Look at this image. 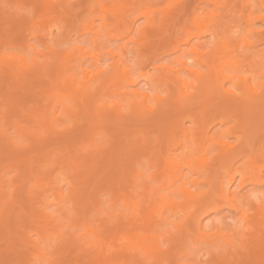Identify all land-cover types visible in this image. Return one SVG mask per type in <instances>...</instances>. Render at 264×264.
<instances>
[{"label":"rangeland","instance_id":"obj_1","mask_svg":"<svg viewBox=\"0 0 264 264\" xmlns=\"http://www.w3.org/2000/svg\"><path fill=\"white\" fill-rule=\"evenodd\" d=\"M13 1L14 0H0V19L2 22L0 26L2 27V30L0 29V54L5 57L24 55L27 61L31 63L32 58L41 60L43 54H45L48 59H51V53L48 51V47L56 51L65 50L70 54L75 47L82 46L88 53L77 52L76 54H71L70 59L67 61V65L71 67L68 69L69 71L66 72L67 75H74L75 78L77 77V80H79V78L84 80L82 79L84 78V75H82L85 73L84 71H86L89 76L102 69L104 71V77H107L114 74L115 71L117 72L119 67L124 68L126 66L129 75H131L133 80H136V88H144L150 95L152 94L149 89L150 85L146 83L143 76L144 73L147 72L151 77L153 86L157 88V94L161 97H165L170 92L177 93L178 85L175 84L172 77V81L169 80L170 76L174 73L172 70H169V68H179L180 61L185 60L186 66L190 67L196 73H200L206 71L207 65H209L206 60L210 57L214 62L216 60V62L219 63L237 56L242 60V66L238 68L237 75L243 78L254 75L255 79L253 80L255 82V88H257V82L260 83L264 81V76L258 75L254 70V66L247 67L245 65L248 61L249 65H253L252 59L259 55H262L264 58V20L254 19L251 24L247 22L249 16L251 17L249 14L251 8L255 13H259V15L264 14L263 5L256 0H139L140 8L137 6V8H133L138 0ZM60 3L63 5V8ZM125 4H127L129 8L132 6L131 8L133 9L130 10L128 8V10H123ZM176 5H184L185 7L177 10L175 7ZM142 11H147L148 16L146 17L143 15ZM122 16H124V21L123 23H119L118 30L113 26V23L116 24V22H119V18ZM20 17H28L27 21L29 23L27 22L28 24L25 26H20L18 23V19L21 20ZM87 23L90 24V28H85L86 26L84 24ZM28 26L31 27L29 28ZM95 31H98L97 35L94 34ZM257 31L262 35L260 33L259 35L256 34ZM260 37H262L263 40H260ZM246 41L253 42L254 44L247 45ZM34 49L38 50L39 53H35ZM191 49L197 50L202 58L198 53H195V55L194 53L191 54ZM218 49L220 51H218ZM2 55L1 57H3ZM213 55H215L216 59L215 57L212 58ZM245 57L247 59H244ZM200 58L205 60L204 64L200 62ZM117 65H119V67ZM155 67H157L158 70H156ZM49 70L51 69L49 68ZM263 70L264 68L259 72ZM81 71L83 72L82 74H80ZM5 73L3 74L0 72V122L3 123L2 127L7 129L8 132L13 129L11 128L10 122L14 117L20 121L22 125L27 128L35 129L38 135L44 137L40 143H42L44 139L46 141L52 135V140H55L51 141L50 138V141L52 144L57 143V145H50V141H48V143L43 142L42 144L45 143V147H47L48 144V147L52 150H55L53 146H56V148H59L55 150L56 152H63L64 147H59L63 140L66 142L68 139H71V136L78 134L79 131L84 129L87 130V128L83 129L79 126L81 114L74 116L75 120L61 118L57 122L59 124L55 126L53 130L55 134H51V131L47 134V132H43L45 130L42 128L36 129L37 126L26 114V109L20 110V108H18L19 110L16 109L17 111L14 110L7 113L8 111L4 110V108H7L11 103L10 101L6 103V101H13L15 96L22 97L25 101L22 105L24 108L28 106L32 108L35 99L27 93L28 96L23 94L25 91H23L22 88L17 89V83L19 81L13 76H8V74ZM223 73L226 75L232 74V65H226L222 71V74ZM50 76L51 74H49V78L51 79ZM181 76L186 82L182 89L183 92L190 96L193 95L197 83L195 75L183 69V71H181ZM51 80L43 78L39 83L41 86H44L41 83L48 84L46 86L48 87L51 86ZM59 81L58 82L61 84L57 86L58 93H63L65 95L69 94L71 89L65 86L66 83L64 85L65 87L63 86L66 79L65 81L61 79ZM236 81V79H230L222 82V84H224L222 86L224 90L222 89V91H224L225 95L230 96V92L234 94L238 93L240 85H238ZM62 86L64 88H62ZM122 86L123 85L119 86L121 91L125 89V86ZM38 88H40V86ZM38 88L33 87L31 93L34 91L37 93L36 90H39ZM65 88H67L66 90L69 89L68 93L64 90ZM49 91H52V88ZM180 95L181 97L184 96L183 94ZM220 96L222 95L220 94L219 97ZM114 97L116 96H112V94L111 96L109 94L108 96L105 95L102 97V101L99 100L98 105H102L104 100L108 101V104H111V100H113ZM226 97L224 99H229ZM63 98L64 99L60 98L59 100H63V103L70 106L72 105L68 98ZM215 98L217 101L222 99L218 98V96H215ZM57 100V96L51 94L49 98H43L39 100L38 103L42 106L43 103L48 101L50 105L56 104V110H58L60 108V101L57 102ZM213 100L214 99L211 101L212 103H214ZM217 101L215 100L216 104ZM222 103H224V101ZM50 105H48V107ZM149 105L151 107H156V100H152ZM199 105L196 107L198 111L200 109ZM92 106V104H87L86 108L89 109V107L92 108ZM99 106L97 110L100 112L102 110L101 106ZM216 106L217 105H215V107ZM194 107L195 106H190L185 108V106H183L182 110H180L181 112H179V117L176 115L178 117V123L174 129L175 136L170 141L166 140L164 133H159V130L152 126L147 132L137 131L134 137L133 135H128L125 138V143H123V145L130 143L135 138L139 143L146 140L145 145L148 149V154H151L152 160L148 162L146 160V155H141L138 159L130 158L133 153L121 159L123 166L134 165L133 167L135 170L131 172V175L126 174L124 179L118 183L112 184L111 186H100L97 191L98 200H96V203H98V201L99 203L97 207L93 206L97 209L95 210L93 207H90L91 211L88 209L87 213V220L90 228L94 230L93 233L86 231L82 223H77L76 227L70 225L66 214L67 211L60 210L61 206L64 208L69 207L71 203L67 195L68 188H70L71 185L69 186L64 179L67 177L66 173H61L57 183L60 193L52 194L47 192L44 194V192L40 193V191L33 187L31 193H23L24 186L22 185V181L24 183V180H30L29 175L31 174H26L25 178L21 174L22 161L19 159H23L22 157L24 156L21 154L22 156L17 158L19 155L15 156V152L19 153L20 149L21 153L22 150L23 152L27 151V153L25 152L27 159L30 157L28 155H31L29 153L33 151L34 147L31 148L32 145L35 146L39 141H33V138H30L31 136H28V140V138L21 137L20 135L17 136L20 139L14 136V140H12V136L10 141L0 140V142H3L1 145L5 146V149L8 145L10 146L12 142L15 144L17 143L20 148L17 150L18 148L12 149L10 146L11 148L9 149L8 147L7 150L12 152V154L9 152L12 157L6 155L8 157L5 159L2 157L6 154L7 150L6 152L3 151L4 153H1L2 150L0 151V173L1 171L5 173V175L3 174L0 178V183L2 185L0 202L9 197L10 192L14 189L16 200L15 208L19 206L20 208L24 207L23 211L25 213L30 207L39 204L42 208H39V205L38 208L42 210H37V215L43 211V213L41 212V214L37 216L38 220H36L33 225L29 223V219H26L27 221L25 224H18L19 226L17 225L14 228L15 230L13 229V234H11L8 239L5 231L0 227L1 263L115 264V262L118 261L117 257L121 255L122 257L121 259L119 258L120 260L127 259V257L130 256L129 252H132V250L129 251L125 247L126 240L121 237V231L118 230V232L114 234L111 233L110 224L115 219L114 214L125 216V227L130 234L135 231H142V228L145 227L146 224L145 220L149 216V219L153 221L154 229L156 230L154 231L159 236V246L163 249V254H166V258H164L161 264H175L176 260V264H252L253 262L251 261H255V259L252 260L253 254H247V252L254 247L261 249V256L259 255L261 258L262 253H264V183H262L264 182V156L261 153L264 149V142L260 141L262 139L260 137L264 135H260V140L255 141V143L251 139L253 142L251 145L253 146L250 144L249 146H251V154L254 156L252 164L250 162V150L248 151V149H245L241 151L239 149L242 146L240 135H242L243 131H241L242 126L239 122L240 116L237 113L224 114L222 112L217 114L212 111L209 113L210 111H208L209 114H207V117L203 120ZM178 108H181V106L177 107V109ZM78 110L79 107L73 108L75 112ZM124 111L126 112L127 110H122V112ZM154 112L156 113L157 110ZM146 113L148 116L150 112L146 111ZM126 114L127 113H121L120 115L126 117ZM151 114L152 113H150V115ZM127 115L130 117L129 114ZM251 115H254V113L252 112ZM9 116L13 117L11 118ZM125 117H123V119L121 116L123 121L126 119ZM144 117H146V114ZM129 119L130 118H128V120ZM128 120L126 121L129 122L130 120ZM247 120L249 119L247 118L246 122ZM252 120H254V118ZM249 121L251 123L247 124V122L246 125H249L251 130L249 129L250 127L246 126V128L248 131L250 130L249 134H252L257 125H253L254 121H251V118ZM147 122L149 121L147 120ZM144 123L145 122L141 121L140 124H135L131 128L133 129L134 127V130L142 128L141 126H144ZM121 124L122 123H120V125ZM112 125H110L109 128L117 124L114 123ZM124 125H127V123ZM124 125L122 124L121 127ZM252 125L253 127L256 125V127L253 129ZM78 128H80V130ZM230 128L231 131L229 130ZM82 133H79V135H83L82 139L93 137L94 135L93 138L96 141H93V144H96L90 147L86 145L87 143L89 145L90 139L84 140L87 149L84 150V148L82 149L76 146V152L79 153V156H84L86 153L89 154V151L92 152H90V154H93L95 150H92L94 148L97 150L101 145L100 148L103 149L110 144L108 141L110 136L105 133L103 129L92 128L88 132ZM145 134L147 138L144 137ZM254 134L255 133H253V135ZM244 135L247 136L248 139V133H246V131L243 137ZM63 136L67 137L63 139ZM80 136H78V138H80ZM58 137H62L63 140ZM244 139L245 137L242 138V140ZM256 139H258V137H256ZM178 140H180L183 145H179ZM246 141L249 142L248 140ZM59 142L61 144H59ZM116 142L117 141H114V145L117 147ZM97 144L99 145L98 147ZM115 146L112 147L116 148ZM88 147L90 149H88ZM227 147L234 148L232 149L234 150L232 151V157L229 156L230 160H227V165L222 164L221 169L218 168L219 170L215 172L214 178L211 180L212 174H210V171L215 167L214 163L217 161L215 158L219 157L216 156L221 152V149H224L225 152V148ZM35 149L37 150L38 147H35ZM51 149L49 150L51 151ZM43 150L44 151H42V148H39V151L34 152H49L47 148L46 151L45 149ZM239 150L241 153H238ZM60 152L59 156H61ZM13 155L15 158H13ZM161 155H164L168 161L174 160L177 164L176 168L169 171L170 169L165 167ZM59 156L56 158V164L54 166L45 165L44 168H39L40 166H38V164L41 162L38 163L37 159V162L34 161L30 166L33 165L34 168H31L36 174L43 175V177L47 175L49 176L48 178H52L54 173H60L62 171L60 167L62 162ZM136 159L137 162H134ZM26 162L23 160L24 164H22L25 165ZM26 165L28 166L29 164L27 163ZM252 167L256 168L255 172H258L260 175L258 179H261V184L252 183ZM27 170L25 169L24 172ZM69 177V180L72 181L75 178L73 174L69 175ZM231 177H233L232 180L230 179ZM1 179L3 180L2 182ZM210 180L211 184L209 183ZM239 180H243L240 186H238ZM181 187L186 189V195L180 192L179 188ZM226 187H228L229 192L231 191L230 193H237L239 202L244 203L243 207L246 208L248 205L253 207L247 214L250 220L251 217L257 220V225L253 227V225L251 226L252 222H250V220L241 219L237 209L235 208L234 210V208H231L225 202L221 193ZM93 195L95 197L96 193ZM42 196L44 198L46 197V199H42ZM196 197H198V200L195 199ZM167 198L180 204L182 210L176 215L174 213L172 214L171 207H164ZM209 198L212 199V203L210 206L204 207L196 213L197 215L199 214L198 218L190 216L189 212L193 211L199 200L202 202ZM150 200H155V202L158 200L156 203L152 202L153 206L151 205V207L154 208L153 211L147 210V204ZM245 203L248 205L246 206ZM213 206L217 207V209ZM156 210L163 211V216L165 217L163 223L155 212ZM30 212L28 213L29 215ZM44 212L53 216V219H48L47 216L43 215ZM11 215L13 217V214ZM49 220L53 221L50 222ZM57 221L60 222L57 227L60 237L54 234L51 229ZM197 223H199L200 228L196 226ZM173 227H175V231H172ZM202 231H206V233L211 236L208 238L202 237ZM233 231H237L238 233L235 235V241L240 242H237V244L239 243L238 245L236 244L237 246L233 244L236 247L232 245V247L229 246L230 244L228 245V243H225L222 235L217 234V232H228L232 234ZM199 232L201 234H198ZM94 234L103 238L105 244L102 243V245L100 244L99 246V242H94ZM22 235H25L27 238L25 242H21L22 240L20 241L19 237ZM26 238L23 237L22 239ZM67 239H71L73 244L70 249L65 245V240ZM225 239H232V236H227ZM213 241H215V244H213ZM97 251L100 253V255L97 256H101L102 258L100 259L102 260L101 262L100 260L97 262L100 257L94 256V252ZM259 256L256 257L259 259ZM96 258L98 259L96 260ZM262 259L264 260V254L263 257L259 259L260 264L264 263ZM113 260H115V262ZM145 261L148 262V260L144 259V262Z\"/></svg>","mask_w":264,"mask_h":264},{"label":"bare ground","instance_id":"obj_2","mask_svg":"<svg viewBox=\"0 0 264 264\" xmlns=\"http://www.w3.org/2000/svg\"><path fill=\"white\" fill-rule=\"evenodd\" d=\"M15 1L16 0H14L13 2H15ZM256 1L261 3L264 7V0H256ZM139 4H140V1L138 0L134 4L133 8H137V7L140 8ZM61 7L63 8L62 4H61ZM131 7L129 8V6H127V4H125L123 6V10H128V8L130 10H132L133 8H131ZM142 14L145 15L146 17L148 16L147 11H142ZM249 14L251 15L252 18L249 16V18L247 19L248 20L247 22H249L250 24L252 23V21L254 19H258V20L263 19L264 20V14L259 15V13H255V11L252 8H251ZM21 16H23V15H21ZM123 17L124 16L119 18V22H116V24L113 23V26L115 28L118 29L119 23H123V21H124ZM27 19H28V17L27 18L23 17V18H21V20L18 19L19 25L25 26L26 24H28L29 22L27 21ZM0 22H1V19H0ZM45 23H46V21H45ZM1 25H2V22H1L0 26ZM84 25L86 26V27L84 26L85 28H90L89 23L84 24ZM129 28H130V26H129ZM0 29L2 30V27H0ZM3 29H4V27H3ZM257 32H256V34L259 35L260 32H258V33ZM97 33H98V31L94 32L95 35H97ZM261 39H262V37H260V40ZM246 44L247 45H253L254 43L246 41ZM22 46H24V45H22ZM220 48H222V47H220ZM34 50H35V53H39L38 50H36V49H34ZM48 51H50V53H51L50 54L51 59H48V57L45 54H43V58L41 60H39L37 58H32L31 63L27 61V58L24 55L11 56V57L6 56L5 57L2 54H0V72H2L3 74L6 72L5 74H8V76H13L14 78H16L19 81L17 83L18 84L17 89L22 88L23 91H25V93H23V94L27 93L29 96H32L35 99V101L32 105V108L29 106L24 108V107H22V105H23V103H25V101L22 99L21 96H15L14 97L15 99H13V101L8 100L6 98L8 100V102L6 101V103H9V101H10L11 104L8 107L6 106L7 108H4V110H7L8 111L7 113H10V111H14V110L17 111L16 109H18V108H20V110L26 109L27 113L26 112L25 113L29 116L30 119H32L34 121V124L37 126L36 129L42 128L45 130L43 132H47V134L50 131H51V134H53V133L55 134V131L53 132V130H54L55 126H57L59 124L57 122L61 118H65V119H69V120H75L74 116H76L77 114H81V116H80L81 122H80L79 126L83 129L87 128V130L84 129L85 131L82 130V131H79V133L80 132L81 133L82 132H88L92 128L103 129V131L105 133L109 134V136H110L108 139L110 144L107 145L108 147L105 146L103 148V146H102L103 149L100 148L101 145H100V147H98L99 145L97 144L98 149L96 150L94 148L96 146H94L93 147L94 149L92 151H94V150L95 151L93 154H90L91 151H89V154H87V153L85 154L86 156L85 155L79 156V153L76 152L77 151L76 146H79L82 149L84 148V150H85V149H87V147L84 144V140L90 139L89 145H88V143L86 144L87 146H90V147H91V145L96 144V143L93 144L96 140L93 138L94 135H93V137L91 136V137H87V138L82 139L83 135L80 134L81 135L80 136L78 133V134H75L77 139L75 138V135H73V136H71V139H68V141H66V139H65L66 142H64L63 139H64V137H67V136H63V139H62V137H58L59 139L63 140L61 142L62 144L59 142V144H61L59 147H62V148L64 147V151L63 152H60V151L56 152L55 150H58L59 149L58 147L56 148V146H53L55 148V150L54 149L52 150L50 147H48V144H47V147H45V145H46L45 143L42 144L43 142L48 143V141H50V138H51V141L55 140V139L52 140L51 134H49V135H51L50 138H48L46 141L44 139V141L42 143H40L41 140H43L42 138H44V137L38 135V133L35 129L27 128L24 125H22L20 123V121H18L13 116H9L11 118L13 117L11 122L9 121L11 123V128H13L12 131H10V132H8L7 129L3 128L2 127L3 123L0 122V140L10 141L12 136H13L12 140H14V136L17 137L20 135L21 137L28 138V140H29V137L31 136L30 138L31 139L33 138L32 139L33 141H35V140H37L35 142L39 141L38 143H36L35 146L32 145L31 148L34 147L33 151L31 153H29L31 155H28L30 157L27 159L25 156V152L27 153V151L23 152V150H22V153H21V149L19 148V145H17V143L15 144L14 142H12L13 144L11 143V145H10L12 147V149H15V148L16 149L18 148L17 150L20 149L19 153L15 152V156L19 155V156H17V158L18 157L20 158V156L23 155L24 156V157H22L23 159H19V160H21L22 163H23V160H25V162L27 161L25 163V165L27 163L29 164L28 165L29 167H28L27 165L26 166L23 165L24 163L22 164L21 162H19L22 165L21 174L24 176V178H25L26 174L27 175L31 174V175H29L30 180L26 181L22 177L23 180L25 181L24 183L22 181V185L24 186V189H25V191L23 189V193L24 192L25 193H31V190H33L32 187L37 189L38 191H40V193L44 192V194H46L47 192L52 193V194L60 193V190L58 188L59 186L57 187V185H58L57 183L59 181L61 173H66L67 177L64 179L66 180V183L69 186L71 185V187H72V188L71 187L68 188V191H67V193H68L67 195L69 196V201L71 203H70L69 207L64 208L61 206L60 210H64V211L66 210L67 211L66 214H67L68 222L70 223V225H72L74 227H76L77 223H82V225L84 226L86 231H89L92 233L94 232V230L91 229L89 226V223L87 220V215H88L87 213H88V209L91 211L90 207L91 208L93 206L97 207V204L99 203V201H98V203H96V200H98V198H97L98 189L100 188V186H104V185L105 186H107V185L111 186L112 184L120 182L121 180L124 179L126 174L131 175V172H133V170H135V168L133 167L134 165H128V166L122 165L121 159L124 156L133 153L130 158H137L138 159L141 155L142 156L146 155V160L148 162H151L152 157H151V154H148V151H147L148 149L145 145L146 140L142 141V143H139L138 140H136V138H135L130 143H126L125 145H123V143H125V138L128 135H133V137H134L135 133H137V131L138 132H147L148 129L151 128V126H152V127H155L156 129H158L159 133H161V132L164 133L166 140L170 141L175 136V130L174 129L176 128V124L178 123L177 118L179 117V114H180L179 112H181L180 110H182L183 106H185V108L190 107V106L191 107L195 106L194 108H196L200 104L199 105L200 106L199 111H198V108H196V109L199 112V115L203 120L207 117V114L211 113V111L213 113H217V114L222 113V112L224 114H228V113H235L236 114L237 113L240 116V118H239L240 119L239 122L241 123L240 125L243 127V130L241 127V131H243L244 133L246 131V133H248V139H247V136H245L246 135L245 134L244 140L245 141L248 140L249 142H251V143H249L247 141L245 142L244 140H242V138H244L243 137L244 133L242 132V135H240V141H242L241 147H243V148L240 147L239 149L241 151H243L245 149H248V151L250 150V152H249L250 162L252 164L254 161V156L251 154L252 153L251 146H253L251 144L253 142L255 143V141L260 140V138H262L260 141L264 142V136L259 138L260 135H264V81L260 82V83L257 82L258 85H257V88H255V84H254L255 82L253 80V79H255L254 75H251V76H248L245 78L237 75L238 74V68L240 66H242V60L239 59L237 56L231 57L228 60H226L225 62H219L218 63L215 60L216 59L215 55H213L212 58L215 57V59H214L215 62L213 61V59H210L211 58L210 57L206 61H208L209 65H211V66L207 65L208 67H207L206 71L200 72V73H196L190 67L186 66L185 60L180 61V67L179 68H177V69L176 68H169V70H172L174 73L172 76H170V79L168 77V79L171 81H172V79H171V77H172L175 84L178 85L177 86L178 87L177 93L170 92L167 96L161 97L157 94V90H156L157 88L155 86H153V84L151 82V77L148 75L147 72L144 73L143 76L145 78L146 83H149V85H150L149 89H150V92H152L151 95L149 94V92L146 89H144V88L138 89L135 87L136 80H133L131 75H129V71H128L126 66L124 68H120L119 65H117L119 67L118 71L117 72L115 71L114 74L109 75L107 77H104V75H103L104 71L102 69L98 70L97 72L92 73L89 76H88V73L86 71L82 70L85 73L82 74L83 72L81 71L80 74L84 75L83 76L84 78H82L84 80H81L80 78H79V80H77V77L75 78L74 75H71V74H70V76H68L66 72H68L69 71L68 69H70L71 67H70V65H67L68 64L67 61H68V59H70V57H71L70 55L76 54L77 52L88 53L86 50H84V48L82 46L81 47H79V46L75 47L70 54L67 53L65 50L64 51L63 50L62 51H56V50L51 49L50 47H48ZM212 51H211V55H212ZM218 51H220V50L218 49ZM190 53L191 54L194 53V55H195V53L197 54L198 51L195 49H191ZM198 54L201 56L200 53H198ZM213 54H215V53H213ZM1 55L3 57H1ZM198 58H199V56H198ZM201 58H202V56H201ZM201 58H200V62L204 64L205 60H203ZM244 59H247V58L245 57ZM252 60H253V65H249V61L246 62L245 65L247 67L248 66H254L255 67L254 70L257 72V74L260 76H264V70L259 72L262 68H264L263 56L259 55L256 58L254 57ZM211 61H213V62H211ZM215 63H217V64H215ZM206 64H207V62H206ZM230 64L232 65V74H230V75H226L224 73L222 74V71L225 68V66L230 65ZM49 68L51 70H49ZM155 68H156V70H158L157 67H155ZM183 69L187 72L193 73L197 79V83L195 86V93H193V95H191V96L184 93L182 90L184 85L186 84L185 80L181 76V71H183ZM52 70H54V71H52ZM49 74H51V76H50L51 79L52 80L54 79L53 81L49 78ZM255 75H256V73H255ZM43 78L51 80V82H50L51 86H48L49 88L46 87L48 84L46 85V84L41 83L44 86L40 85L39 82H41L40 80ZM250 78H251V80H250ZM60 79L64 80V81L66 79L67 82L65 81L63 86L66 83L65 86L66 87L68 86L69 89H71L69 91V94H67L68 90H69V89L66 90L67 88L64 89L65 91H67V93H66L67 95H65L63 93H62L63 95L61 93L60 94L58 93L57 86H59L61 84V83H59ZM230 79H236L237 80L236 83L238 85H240L239 86L240 88H239V91L237 94L230 92L232 94V96H231V94H230V96H227V95H225L224 91H222V89L224 90V88L222 87L224 84H222V82H224V80H230ZM36 84H37V86H36ZM119 84L125 86V89L123 91L120 90ZM38 85L40 86V88H38L39 87ZM63 86H62V88L65 87V86L64 87ZM33 87H35V88L37 87L39 89V90H36L37 93L35 91L33 92L35 95L33 93H31V91L33 90ZM51 88H52V91H49V90H51ZM50 92H51V94H54L57 96V99H58L57 102L60 101L59 100L60 98L64 99L63 97H65V98L69 99V102H71L72 105L70 106L66 103H63L62 102L63 100H61L59 102L60 108L58 110H56L57 109L56 104L50 105L48 103V101H46L45 103H43L42 106H40L38 101L42 100L43 98L44 99L49 98L51 95ZM41 93H42V96H41ZM27 94H26V96H28ZM36 94H38L39 97ZM108 94L110 96L112 94V96H116V97H114L113 100H111V104H108V101L104 100L102 102V105H100L102 111L99 112L97 110L98 106H99L98 102H99V100L102 101L103 100L102 97L105 95L108 96ZM180 94H183L184 96L181 97ZM220 94L222 96L219 97ZM235 95H236V97H235ZM36 96H37V99H36ZM215 96H218V98H222V99H219V101H217V99H216L217 97L215 98ZM225 97L229 98V99H224ZM212 99H214L213 100L214 103L216 100L217 104L212 103L211 102ZM152 100H156V102H157L156 107H151L149 105V103ZM223 101H224V103H222ZM87 104L88 105L92 104L93 105L92 108H90V107H89V109L86 108ZM48 105H50V106L48 107ZM215 105H217V106L215 107ZM179 106H181V108L177 109V107H179ZM75 107L76 108L79 107V110L77 112L73 111V108H75ZM82 107H84L86 109H84ZM208 107H209V109H208ZM204 108L208 109V110H205ZM125 109L127 111L122 112V110H125ZM155 110H157L156 113L154 112ZM143 111H145V112H143ZM146 111H149L152 114L150 115V113H149V115L147 116ZM208 111H210V112L208 113ZM120 112L122 114L127 113L130 115V117H128L127 114H126V117L123 115H120L121 114ZM153 112H154V114H153ZM252 112L254 113V115H251ZM145 114H146V117H144ZM121 116H122V118L125 117L126 119L123 121L124 118L122 119ZM173 117H175V118H173ZM255 117H257V118H255ZM128 118H130L129 119L130 121L128 120ZM247 118L249 120L251 118V121H254L253 125L254 124L257 125V127H256V125L254 126V127H256L254 130L255 132L253 131V133H255L254 135H253V133L249 134L251 127L249 125H246V123L248 122L247 124H249L251 122L249 120H247V122H246ZM253 118H254V120H252ZM32 120H30V121H32ZM126 120H128L130 123L127 122ZM147 120L149 122H147ZM222 120H224V119H222ZM139 121L145 122L143 124L144 126H141L142 128L135 129V130H134V127L132 129L131 127L134 126L135 124H137V125L140 124ZM110 123H112V124L116 123L119 126L114 125V127L109 128V126L112 125ZM120 123H122L123 125L127 123V125H124L121 127L122 124L120 125ZM146 124H148V125H146ZM253 125H252V128L254 129ZM29 126H31V125H29ZM125 126H126V128H125ZM127 126H128V128H127ZM246 126L250 127L249 131L246 128ZM78 129L80 130V128H78ZM78 129H77V132H78ZM244 129H245V131H244ZM229 130L231 131V128ZM13 134H15V135H13ZM16 134H18V135H16ZM84 135H85V133H84ZM78 136H80L81 139L78 138ZM144 137L147 138V135L145 134ZM254 137H255V139H256V137H258V139L255 140ZM17 138H19V137H17ZM249 139L250 140L252 139L253 142H252V140L250 141ZM51 141H50V145H53V144L57 145V143L52 144ZM114 141H117L116 142L117 147L114 145L115 144ZM178 142H179V145H183V143L180 140H178ZM1 143H3V142L2 141L0 142V151L2 150L1 153L6 152L8 147H9V149L11 148L7 144L8 146L5 149L4 148L5 146L1 145ZM39 143L43 146H41ZM243 143H244V145H243ZM249 144L251 146H249ZM112 146L113 147L115 146L116 148H113ZM1 147H2V149H1ZM35 147H38V149L36 150ZM3 148H4V150H3ZM39 148L40 149L42 148V151H44L43 149H45V151H46V148H47V151H49V152H42V151H41V153L34 152V151H39ZM49 149H51V151ZM88 149H90V148L88 147ZM232 149H234V148H232V147L228 148L227 147V148H225V152H224V149H221V152L218 153V155L216 157H218V156L219 157L215 158L217 160L214 163L215 167H213V169L210 171L211 172L210 174H212L211 180H213L215 172L219 170L218 168L221 169L222 164L227 165L226 162H227V160L228 161L230 160L229 156H231L233 153L232 151H234ZM240 150L238 153H241ZM14 151H16V150H14ZM7 152H6V154H4L5 157L4 156L2 157L3 159L8 157L6 155H9V157H12V156H10L12 154V152L10 150L9 151L7 150ZM9 152H11V154H9ZM59 152L61 153V156H59ZM1 153H0V155H1ZM101 153H102V155H101ZM261 153L264 156V149ZM58 156L62 162V165L60 166L62 171L60 173H57V172L54 173V176H52V178H48L49 176H47V175H45L43 177V175L36 174L35 172H33V169H32V168H34L33 165L30 166L31 163L33 164V162L34 161L37 162V160H38V163L41 162L40 164H38V166H40L39 168H44L45 165L54 166L56 164V158ZM77 156H79V157H77ZM82 157H84V158H82ZM161 157L164 161L165 167L170 169L169 171L176 168L177 164L174 160L168 161V159L164 155H161ZM13 158H15L14 155H13ZM137 159L134 162H137ZM24 168L26 170L27 169L28 170L26 172H24V170H25ZM255 171H256V168L252 167V170H251L252 175H253V177H252L253 182L252 183H254V184L260 183L261 184V181H260L261 179L260 180L258 179V178H260V175L258 174V172L256 173ZM0 174H1L0 178L3 176V174L5 175V173H2V171ZM71 174H73V177H75L73 179V181L69 180L70 179L69 175H71ZM230 179L232 180L233 177H231ZM211 180L209 181L210 184H211ZM2 181L3 180L1 179V182ZM229 182H230V180H229ZM242 182H243V180H239L238 186L242 185ZM262 183H264V182H262ZM1 187H2V185L0 183V193H2ZM153 190H155V189H153ZM179 190L183 195L185 194V191H186L185 188L181 187V188H179ZM230 192L228 190V187H226L224 190H222V193H221L222 198H224L225 202L231 208H234V210H235V208L237 209L241 219L250 220L249 219L250 217L247 214V212L249 210H251L253 207H250L246 203H245V205L246 206L248 205V206L246 208L243 207L244 203L239 202V197L237 196V193L236 192L230 193ZM14 193H15V190L13 189L10 192L9 197H7L2 202H0V227L3 228V230L5 231L7 239L11 236V234H13L12 233L13 229L18 224L19 225H21L22 223L25 224V222L29 219V223H31L33 225L35 223V221L38 220L37 216H39L41 214V212L43 213V211H41L40 213H38L39 215H37V212L39 210H42V209H39L41 207L39 204H38L39 208H38V205H36V204L35 205L33 204L35 206V208L33 205H31L33 207H30V209L28 210L29 212L31 210L30 215L28 214L29 213L28 211H25V213H27V214L24 213V211H23L24 207L20 208V206H19L18 208H20V209L17 210L18 208H15L16 207L15 206L16 200H15ZM94 193H96V195H95L96 198L93 195ZM44 194H43V196H44ZM43 196H42V199H46L47 195L45 198ZM94 198H95V200H94ZM195 199L198 200V197H196ZM159 200H160V197H159ZM0 201H1V198H0ZM34 201H36V200H34ZM165 201H166V203L164 204V207H171L172 214L174 213L176 215L178 212H180L182 210V208L180 207V204L177 203L176 201H173V200L168 199V198ZM200 201L201 200H199L197 202L193 211L189 212L190 216H192L193 218H198L199 214L197 215L196 213H198L204 207L210 206V204L212 203L211 198L206 199V201H202V202H200ZM37 202H39V201H37ZM37 202H35V203H37ZM152 202L156 203L155 200H153V201L150 200V202L147 204V210L148 211L154 210V208L151 207V205L153 204ZM129 204H127V205H129ZM94 207H93V209H95ZM213 207H215V206H213ZM215 208L217 209V207H215ZM15 210H17V211H15ZM155 212L158 214L160 220L163 223L165 221V217L163 216V211H157L156 210ZM11 214H13L14 219H13ZM145 214H146V211H145ZM43 215L47 216L48 219H53V216H51L50 214H48L46 212H44ZM114 218L115 219L110 224L111 225L110 226L111 231H112L111 233L114 234V233L118 232V230H120L122 233L121 237L126 240L125 247L129 251L132 250V252H129L130 256L127 257V259L120 260L122 257V255H121L120 257H117V259H118L117 262H115V260H113L115 262V264L116 263L117 264H161V262L164 260V258H166V254H163V249H161L159 246V236L155 233L156 230L154 229L155 227L153 225V221L151 219H149V216L145 220L146 224H145V227L142 228V231H139V232L135 231L131 234L127 231V229L125 227V221H124L125 216H122L120 214H114ZM49 221L51 222L53 220H49ZM250 222H252L251 226L253 225V227H254V225L258 224L257 220H255L252 217H251ZM59 223H60L59 221L55 222V224L51 223V224H54L51 229L54 232V234H56L60 237V234H58V230H57ZM196 226L198 228H200L199 223H197ZM201 233L199 232L198 234H201L202 237H205V238H208L211 236L210 234H207L206 231L205 232L202 231ZM217 234L222 235L225 243H228V245L230 244L229 246H231V245L234 246L237 244V242H239V241H235L236 240L235 235L238 234L237 231H233L232 234H229L228 232H225V233L217 232ZM230 235L232 236V239H225L227 236H230ZM21 237L26 238L25 235H22ZM21 237H19L20 241L22 240L21 242H25V240H27V238L22 239ZM71 239L65 240V245L69 249H70V247L72 248V246H73ZM93 241L96 243L99 242V244H98L99 246H100V244L102 245V243H104L103 238L98 237L96 234H94ZM214 242L215 241H213V244H215ZM73 243H74V239H73ZM236 246H234V247H236ZM78 248H79V245H78ZM98 253H99V251L94 252V256L96 255L95 257H100L99 259L96 258V260L98 259L97 262H99V260L102 259L101 256H97V255H100V253L99 254ZM249 253L253 254L252 260H254V259H255V261L258 260L256 262L255 261H251V262H253L254 264H257V263L260 264L259 259H261L263 257V254H264V253H262V257L260 258L261 249L254 247L253 249H251L247 252V254H249ZM1 254H2V252H0V255ZM256 256H259V259ZM254 257H256V258H254ZM144 259L148 260V262H146V261L144 262ZM1 261H2V259L0 258V264H2ZM101 261L102 260H100V262ZM176 262H177V260L175 261V264H176Z\"/></svg>","mask_w":264,"mask_h":264},{"label":"snow or ice","instance_id":"obj_3","mask_svg":"<svg viewBox=\"0 0 264 264\" xmlns=\"http://www.w3.org/2000/svg\"><path fill=\"white\" fill-rule=\"evenodd\" d=\"M177 10H180L181 8H184L185 6L184 5H176L175 6ZM222 7H228V6H222ZM175 227H173L172 231H175Z\"/></svg>","mask_w":264,"mask_h":264}]
</instances>
